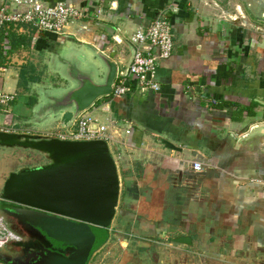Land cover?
<instances>
[{
  "label": "crops",
  "instance_id": "0c3cea01",
  "mask_svg": "<svg viewBox=\"0 0 264 264\" xmlns=\"http://www.w3.org/2000/svg\"><path fill=\"white\" fill-rule=\"evenodd\" d=\"M42 1L89 9V19L61 36L102 48L118 75L132 62V35L179 8L167 11L174 51L159 66L160 91L94 106L98 118L114 122L121 147L113 156L121 184L117 214L95 254L110 264H264V132L250 135L264 124V0ZM6 6L26 11L0 0V10ZM10 33L29 39L16 51L10 44L6 56L0 45L6 59L0 91L16 95L0 125L19 133L31 129L17 126L36 102L31 85L47 78L38 45L58 40L30 26ZM194 163L203 171L195 172ZM8 165L0 162L2 191ZM1 249L3 258L17 256Z\"/></svg>",
  "mask_w": 264,
  "mask_h": 264
},
{
  "label": "water",
  "instance_id": "95a60500",
  "mask_svg": "<svg viewBox=\"0 0 264 264\" xmlns=\"http://www.w3.org/2000/svg\"><path fill=\"white\" fill-rule=\"evenodd\" d=\"M56 37L57 43L42 40L38 45L47 78L31 85L36 102L17 126L68 130L113 93L119 67L102 48L70 36ZM257 131L264 132V124L252 128L250 135ZM0 146L31 149L51 161L42 168L11 173L2 191L8 205L0 212L35 238L19 245L29 250L28 262L88 264L108 240L120 198V177L108 144L0 132ZM0 261L18 264L1 255Z\"/></svg>",
  "mask_w": 264,
  "mask_h": 264
},
{
  "label": "built area",
  "instance_id": "2783aa9c",
  "mask_svg": "<svg viewBox=\"0 0 264 264\" xmlns=\"http://www.w3.org/2000/svg\"><path fill=\"white\" fill-rule=\"evenodd\" d=\"M17 6L26 7L23 13L12 12L9 7L0 10V33L9 24L30 26L40 32L61 36L75 26L78 22L89 19V9L80 8L65 3L47 4L42 0H14ZM167 11L177 14L178 7L171 6L161 12L152 23L146 28H140L130 38L134 46L132 62L125 73L118 75L113 93L107 99L114 100L126 97L135 92L146 93L148 91H160V84L157 81L158 69L162 61L171 58L174 51V34L171 20ZM102 11L97 10L96 15L100 16ZM10 42L5 39L2 43L4 55L10 50ZM0 71H6L1 69ZM16 99L15 94L0 91V118L9 116L10 108ZM80 115L70 129L56 127L48 131H35L25 129L19 134H26L42 140H59L65 142H95L103 141L117 142L112 132L111 120L108 124L103 122L95 114L96 109ZM100 107L97 108V111ZM104 109V108H103ZM1 133L17 134L14 129H8L0 125ZM195 172H202L200 163H194ZM5 241L0 240V247ZM88 264H110L103 254H94ZM0 264H10L0 261Z\"/></svg>",
  "mask_w": 264,
  "mask_h": 264
},
{
  "label": "rangeland",
  "instance_id": "374dc122",
  "mask_svg": "<svg viewBox=\"0 0 264 264\" xmlns=\"http://www.w3.org/2000/svg\"><path fill=\"white\" fill-rule=\"evenodd\" d=\"M33 70L35 72V69ZM22 99H23L22 97L19 98V101ZM39 130L48 131L50 129L49 128H44V129L39 128ZM116 144L117 142L108 143V146L113 156L116 155V148H121L120 146ZM42 158L45 162H41ZM49 159L50 158H48L45 154L31 150V149H27V148L16 147L12 149H3L0 151V162H2L3 164L5 162H9L7 173H16V172L18 173V172H22L26 170L42 168V167H45L51 164V161ZM7 176L8 174L6 175V177ZM2 193L3 192L1 188L0 189V199H2V195H3ZM25 228L26 227H22L18 225L16 222H14V220L10 219L9 217H7L6 215H3L0 212V232L2 233V234L0 233L1 234L0 239L1 241H6L4 245L5 248L2 247L3 249L1 248L0 249L1 251H4V252L7 250L8 251L12 250L16 252L17 254L16 261L19 263L24 262L28 258L27 256H28V251H29L28 249H25V247L23 248L22 246L20 247L19 245L30 243L35 240L33 235L27 232ZM7 235H8V239L6 238ZM16 242H20V243H16ZM17 246H19V248H17ZM23 254H25V256Z\"/></svg>",
  "mask_w": 264,
  "mask_h": 264
},
{
  "label": "trees",
  "instance_id": "16d2710c",
  "mask_svg": "<svg viewBox=\"0 0 264 264\" xmlns=\"http://www.w3.org/2000/svg\"><path fill=\"white\" fill-rule=\"evenodd\" d=\"M20 26H22V25H17V26L16 25H12V24L7 25L2 30V32L0 33V45L3 42V40L6 38L5 33L9 32V35L7 36V38L9 39L10 44L12 45L13 50L16 51L17 49H19L20 47H22V45L23 46H28L29 45L28 44L29 43V39H28V41L25 42L23 40H20L18 38V36L10 33L13 28H18ZM5 63H6V59L2 57V52H1V48H0V65H5ZM6 205H8L7 202L6 201L3 202L0 205V210L5 209L6 208Z\"/></svg>",
  "mask_w": 264,
  "mask_h": 264
},
{
  "label": "flooded vegetation",
  "instance_id": "af4514ba",
  "mask_svg": "<svg viewBox=\"0 0 264 264\" xmlns=\"http://www.w3.org/2000/svg\"><path fill=\"white\" fill-rule=\"evenodd\" d=\"M41 162H45V161L43 160V158H42ZM18 256H19V255H18ZM13 257H14V258L12 259V261H13L14 263L16 262V263L19 264V262L16 261L17 256H13ZM10 258H11V257H10ZM26 262H27L28 264H33V263H35L34 261H29V262H28V259H26L23 263H26ZM21 263H22V262H21Z\"/></svg>",
  "mask_w": 264,
  "mask_h": 264
}]
</instances>
